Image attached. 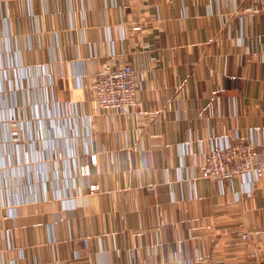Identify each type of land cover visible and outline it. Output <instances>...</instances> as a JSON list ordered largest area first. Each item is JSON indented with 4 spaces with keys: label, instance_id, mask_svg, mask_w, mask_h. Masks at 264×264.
I'll list each match as a JSON object with an SVG mask.
<instances>
[{
    "label": "crops",
    "instance_id": "1",
    "mask_svg": "<svg viewBox=\"0 0 264 264\" xmlns=\"http://www.w3.org/2000/svg\"><path fill=\"white\" fill-rule=\"evenodd\" d=\"M123 64L145 79L120 116L92 79ZM0 93V264L264 259V178L200 177L225 136L264 159L257 0H0Z\"/></svg>",
    "mask_w": 264,
    "mask_h": 264
},
{
    "label": "built area",
    "instance_id": "2",
    "mask_svg": "<svg viewBox=\"0 0 264 264\" xmlns=\"http://www.w3.org/2000/svg\"><path fill=\"white\" fill-rule=\"evenodd\" d=\"M259 7L264 10V0H257ZM136 31L142 30V25L135 26ZM80 77L87 78L86 74ZM79 77V78H80ZM145 74L135 70L130 64L116 67L105 66L92 79L93 100L103 110H110L120 116L126 115L131 109L141 106V82ZM5 98L0 93V110L4 107ZM260 147L253 143H245L229 136L215 140L207 154V163L201 170L200 177L215 179L224 192V184L240 177L254 184L264 178V159L260 158ZM89 164H95L94 155L87 157ZM80 175L89 173L88 166L79 168ZM154 187L151 188L153 190ZM99 187L92 185L90 192H98ZM252 192V190H251ZM251 192H249L251 194ZM250 233L242 234V240L248 241ZM259 264H264V259Z\"/></svg>",
    "mask_w": 264,
    "mask_h": 264
}]
</instances>
